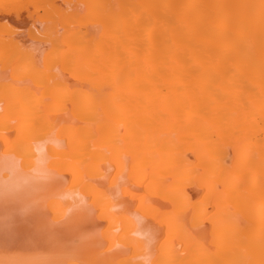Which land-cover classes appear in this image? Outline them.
<instances>
[{"label":"bare ground","instance_id":"bare-ground-1","mask_svg":"<svg viewBox=\"0 0 264 264\" xmlns=\"http://www.w3.org/2000/svg\"><path fill=\"white\" fill-rule=\"evenodd\" d=\"M0 264H264V0H0Z\"/></svg>","mask_w":264,"mask_h":264}]
</instances>
